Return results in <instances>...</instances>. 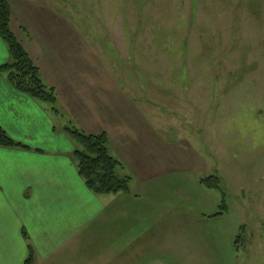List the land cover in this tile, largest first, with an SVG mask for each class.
Segmentation results:
<instances>
[{"label":"rangeland","instance_id":"rangeland-1","mask_svg":"<svg viewBox=\"0 0 264 264\" xmlns=\"http://www.w3.org/2000/svg\"><path fill=\"white\" fill-rule=\"evenodd\" d=\"M46 1L28 0V12L68 31V60L54 69L50 50L30 52L64 92L56 123L110 135L109 120L144 125L143 142L129 135L158 169L179 175L176 187L194 194L197 210L212 213L226 197L228 213L213 219L224 240L212 263L264 264V0ZM209 175L220 189L200 184Z\"/></svg>","mask_w":264,"mask_h":264},{"label":"crops","instance_id":"crops-1","mask_svg":"<svg viewBox=\"0 0 264 264\" xmlns=\"http://www.w3.org/2000/svg\"><path fill=\"white\" fill-rule=\"evenodd\" d=\"M7 2L10 29L44 82L55 88L60 112L54 114L47 105L17 91L0 74V126L29 147H0V264H25L28 245L32 264H197L198 257L201 264H213V244L220 249L224 240L218 230L213 231L217 223L197 210L191 191L176 187L179 175L165 173L144 156L145 148L128 132L140 133L141 141L147 136L144 125L117 126L115 119L109 120L112 135L106 128L87 132L107 134L110 153L114 151L122 162L118 174L129 173L138 185L117 195H95L86 188L72 156L75 144L63 131L70 123L54 119L65 113L64 92L30 52L50 50L55 58L50 66L59 68L68 60L67 50L63 51L68 31L45 27L47 16L28 12L32 7L28 0ZM8 60L0 38V65ZM115 95H108V100ZM135 115L142 120L138 108ZM191 187L195 193L197 186ZM203 243L209 253L203 254ZM216 256L221 257L218 250Z\"/></svg>","mask_w":264,"mask_h":264},{"label":"trees","instance_id":"trees-1","mask_svg":"<svg viewBox=\"0 0 264 264\" xmlns=\"http://www.w3.org/2000/svg\"><path fill=\"white\" fill-rule=\"evenodd\" d=\"M11 10L7 0H0V38L5 43L9 60L0 65V74L17 91L28 95L39 103L48 106L52 113H59L55 88L48 86L27 52L10 29ZM63 131L73 140L75 148L72 156L76 163L77 173L88 190L95 195H117L130 192L128 175L120 176L118 171L122 162L115 158L109 150V139L105 132L86 133L74 125H65ZM0 147L29 149L28 146L11 138L0 126ZM205 188L220 189L219 177L209 175L200 179ZM228 213V205L224 193L221 194L217 209L204 218L214 219ZM243 225L234 237V247L243 241ZM24 238L27 239L23 232ZM29 254L25 264H32V249L28 245Z\"/></svg>","mask_w":264,"mask_h":264}]
</instances>
